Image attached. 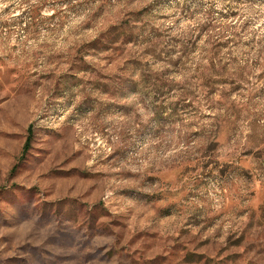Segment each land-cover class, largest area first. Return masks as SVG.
<instances>
[{
    "label": "rangeland",
    "instance_id": "374dc122",
    "mask_svg": "<svg viewBox=\"0 0 264 264\" xmlns=\"http://www.w3.org/2000/svg\"><path fill=\"white\" fill-rule=\"evenodd\" d=\"M0 264H264V0H0Z\"/></svg>",
    "mask_w": 264,
    "mask_h": 264
},
{
    "label": "trees",
    "instance_id": "16d2710c",
    "mask_svg": "<svg viewBox=\"0 0 264 264\" xmlns=\"http://www.w3.org/2000/svg\"><path fill=\"white\" fill-rule=\"evenodd\" d=\"M31 141V140H30ZM30 147V142L27 144V150H28V148Z\"/></svg>",
    "mask_w": 264,
    "mask_h": 264
}]
</instances>
